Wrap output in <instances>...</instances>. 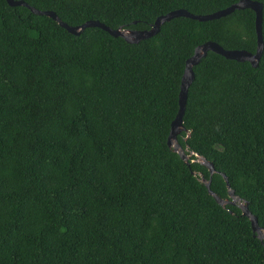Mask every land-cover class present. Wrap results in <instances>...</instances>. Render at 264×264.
<instances>
[{"label": "trees", "instance_id": "16d2710c", "mask_svg": "<svg viewBox=\"0 0 264 264\" xmlns=\"http://www.w3.org/2000/svg\"><path fill=\"white\" fill-rule=\"evenodd\" d=\"M69 26L147 29L168 11L238 0H22ZM256 67L208 51L192 67L177 142L166 144L185 60L211 41L254 53V13L178 16L136 43L68 33L0 0V264H264V0Z\"/></svg>", "mask_w": 264, "mask_h": 264}, {"label": "water", "instance_id": "95a60500", "mask_svg": "<svg viewBox=\"0 0 264 264\" xmlns=\"http://www.w3.org/2000/svg\"><path fill=\"white\" fill-rule=\"evenodd\" d=\"M5 1L9 6H23L29 9V11L32 12L33 14L50 17L60 27L64 28L70 34L77 35L85 27H98L101 30L108 33L109 35H111L112 37H121L127 43H136L139 40L149 38L155 35L158 32L159 27L162 23L174 17L182 16L197 21H207V20L223 17L236 9H243V8L251 9L254 13V34H255V42H256L254 53H250L248 51L241 49H231V50L223 49L214 42L206 41L196 46L193 50L192 55L185 60L183 71L179 81V88L177 94V110L174 118L172 119L169 125V130L166 137V144L168 147L172 149V151L177 153L180 159L183 161H186L188 157L193 156L195 160L193 159L190 161H196L202 164L204 167H206L208 171V175L210 177V175L215 171L212 164L193 151H188V153L185 154L184 149L180 147L176 139V136L181 131H185V128L181 124V118L184 111L187 88L193 79L192 67L196 65L199 62L200 58L204 57L208 51L220 55L225 59L234 60L238 62H248L252 67H256L262 50V39H261V30H260L261 8H262L261 2L253 1V0H238L237 2L232 3L223 9H219L217 11L207 14H192L184 9H175L168 11L165 14L157 16L147 29L123 30L120 28L110 29L104 24L94 20H86L78 26H69L66 23L62 22L52 11L36 9L22 0H5ZM220 175L224 180L228 199L227 198L221 199L220 197H218L217 195H215L210 191L209 178L207 180L201 178L200 181L204 184L208 194H210L218 204L223 205L224 203H228L237 206L240 209L241 214L248 219L252 233L257 238L263 239L264 229L260 228L257 225L256 218L247 209V203L234 194L233 190L228 185L225 175L223 173H220Z\"/></svg>", "mask_w": 264, "mask_h": 264}]
</instances>
